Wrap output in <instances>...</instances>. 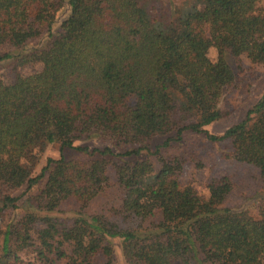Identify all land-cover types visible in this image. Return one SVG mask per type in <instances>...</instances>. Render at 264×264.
<instances>
[{
	"label": "trees",
	"instance_id": "1",
	"mask_svg": "<svg viewBox=\"0 0 264 264\" xmlns=\"http://www.w3.org/2000/svg\"><path fill=\"white\" fill-rule=\"evenodd\" d=\"M190 1L165 22L139 0H68L70 16L53 35L64 0H0V62L11 61L14 75L0 78V221L18 207L10 190L45 178L29 197L35 211L0 228L1 264H92L98 253L112 264L108 237L121 239L129 264H264V203L256 217L222 206L227 177L199 196L181 185L180 163L159 155L186 131L229 139L225 157L253 164L264 179V91L242 121L221 134L206 128L235 81L226 55L264 64V8L255 12L258 0ZM44 32L49 40L32 45ZM29 64L41 69L22 75ZM157 136L166 138L150 148ZM90 138L107 144L75 145ZM54 143L83 157L48 158L32 175L35 151ZM143 154L158 156L159 167ZM110 165L123 195L116 212L138 220L133 227L85 211L108 186ZM68 198L80 209L66 227L48 213ZM156 211L160 219L143 225Z\"/></svg>",
	"mask_w": 264,
	"mask_h": 264
},
{
	"label": "rangeland",
	"instance_id": "2",
	"mask_svg": "<svg viewBox=\"0 0 264 264\" xmlns=\"http://www.w3.org/2000/svg\"><path fill=\"white\" fill-rule=\"evenodd\" d=\"M139 1L152 18L165 19V22L175 18L176 14L180 15L191 3L190 0ZM263 8L264 1L258 0L255 12L257 13ZM70 13L71 6L68 0H64L63 6L57 12L51 27L53 35L63 31V23L69 18ZM48 40V33L44 32L34 38L31 44H44ZM3 50H5V47H0V52ZM207 55L210 60L215 61L217 56L216 48L210 47ZM226 61L234 73L235 81L231 86L224 89L219 100L220 118L206 127L209 132L215 134H221L231 125L242 121L246 116V112L255 104L264 91V64L253 63L244 54L238 57L227 54ZM11 67V61L0 62V78L6 83H11L14 80ZM40 69V64H29L19 70L22 75H27ZM165 138L166 136L155 137L149 143V147L155 149L156 146L162 144ZM78 144L102 148L107 142H102L97 138H90L85 141H75V145ZM231 150V141L229 139L210 142L202 134L186 131L180 141H173L168 146L161 147L159 155L162 158L176 159L181 165L179 173L181 185L191 186L199 196L205 198L208 197V184L211 179L227 177L231 181L232 189L223 200L222 206L234 210H243L249 215L256 217L261 205L264 203V179L260 176L258 168L253 164L225 157ZM35 152L37 154V163L32 172L34 176L40 173L48 158H58L60 154H63L67 159L83 157L81 153L73 148H64L60 151L59 145L56 143L47 144L43 149ZM145 157L154 163L155 168L159 167L158 156L143 154L140 158ZM118 162H120L119 159ZM108 174V186L89 203L85 211L88 214L103 215L108 220L117 223L121 228L133 227L139 222L138 220L122 218L116 212L123 195L116 182L113 165L108 167ZM44 180L45 178L27 191H25V186L9 191L11 195L19 197L17 201L18 207L4 212L1 218L2 221H0L2 232L5 229V225L16 223L26 211H35L29 197L39 193ZM79 209V202L75 198H68L55 211L48 214L54 216L62 225L68 227L70 225L73 226L74 219L78 217L77 212ZM159 219L160 213L156 211L155 216L145 220L143 225L157 222ZM74 225L75 228L78 226ZM2 238L3 234L0 233V244ZM108 241L113 249L112 264H129L123 255L121 239L108 237ZM23 257L26 258L28 255L23 254ZM105 261V256L98 253L93 257L92 264H105ZM59 264L65 263L60 261Z\"/></svg>",
	"mask_w": 264,
	"mask_h": 264
}]
</instances>
